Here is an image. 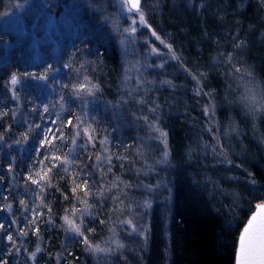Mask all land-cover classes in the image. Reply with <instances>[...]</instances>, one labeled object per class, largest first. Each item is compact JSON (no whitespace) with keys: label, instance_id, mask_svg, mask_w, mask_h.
Listing matches in <instances>:
<instances>
[{"label":"trees","instance_id":"obj_1","mask_svg":"<svg viewBox=\"0 0 264 264\" xmlns=\"http://www.w3.org/2000/svg\"><path fill=\"white\" fill-rule=\"evenodd\" d=\"M22 1L0 0V264H234L238 235L264 202V117L251 118L243 102L250 84L264 96V0H140L148 25L177 60L154 74L139 104L121 103L119 57L96 37L75 48L61 85L39 97L31 78L44 76L32 72L41 63L31 65L3 26L5 13ZM6 40L14 42L6 48ZM13 75L20 81L14 90ZM80 85L97 103L86 118L88 99L81 98L89 94L75 91ZM46 98L53 110L37 101ZM207 103L214 107L217 153L203 114ZM101 105H117L125 125ZM133 115L159 120L164 160ZM48 126L59 138L48 136L52 145L41 148ZM88 127L91 143L82 131ZM47 168L51 186L41 191L27 178ZM74 179L87 180L90 193L86 211L73 216L85 209ZM65 215L81 224L91 247L68 231ZM135 227L141 237L128 235Z\"/></svg>","mask_w":264,"mask_h":264},{"label":"rangeland","instance_id":"obj_2","mask_svg":"<svg viewBox=\"0 0 264 264\" xmlns=\"http://www.w3.org/2000/svg\"><path fill=\"white\" fill-rule=\"evenodd\" d=\"M140 10L143 12L146 21L144 11L141 8ZM4 19V28L9 32L11 31L10 33L21 41L20 47H22L23 52H27V57H30V64L41 63L39 68L32 72L40 71L42 73L44 71V76H41L43 79L35 77L34 80V78H31L34 82V85H32L35 88V93L39 97L43 92H46L45 94L48 97L53 88L61 85L63 81V76L60 77L61 71L67 72L71 57H77L73 55L76 54L75 48L92 37L98 38L101 43H104L105 47L113 46L117 52L121 64V88L124 94L121 103L124 104L127 102L126 99L139 104L136 97L143 94L148 87L154 85V74L160 71L164 64L177 60L171 46L159 36V39H157V35L152 34L154 31L147 21V26L141 25L139 23V13L135 11L129 13L122 7V0H24L19 5H15L12 10L7 11ZM134 19L137 21L136 24L132 23ZM132 27L136 29L134 33L126 31ZM14 40L17 41L15 38ZM12 42L14 41L6 40L5 47H9ZM89 49L91 53L96 52V48L91 47ZM152 49H156V51L153 52ZM27 57H25L26 61ZM27 64L29 63L27 62ZM13 76L16 77V84H12ZM13 76L9 83L14 90L20 84V81H18L16 75ZM48 99H43L47 102H41L39 99L37 101L42 103L45 106L44 108L49 110L52 107L53 110V101L51 98ZM86 99H88V103L83 107V118H86L92 107L97 105L93 96L86 95V97L81 98V100ZM243 102L245 111L248 115L250 114L251 118L255 120L264 117V96L256 86L250 84L247 90L245 87ZM107 106L101 105L100 107L108 109L111 115L117 117L116 121H121L125 125L124 122H127V117L121 114L119 107L114 105L110 109V106ZM203 114L206 117L207 128L212 134L214 149L217 153L220 146L219 132L214 107L211 103L205 105ZM137 116H131L132 121L145 123L146 140L157 146L164 160L168 154V146L166 136H160L161 132H165L161 130L159 120L146 118L139 120ZM77 124L81 127V124L85 123H82L79 119ZM49 127L43 128V136L46 133L49 137L53 135V131L48 132ZM78 136L76 135L75 138H78ZM86 141H88L87 137ZM107 154L108 152H106ZM161 165L163 164L161 163ZM161 165L158 167L160 168ZM148 173L153 175L152 170H149ZM165 186L166 184H164V187L162 185L160 189L163 192L166 191L169 197L168 188ZM152 195H154V192ZM158 198V203L164 205L162 195ZM128 235L141 237L137 233L136 227ZM107 251L105 250L103 253L105 255L110 254ZM32 259L33 257L30 258V260Z\"/></svg>","mask_w":264,"mask_h":264},{"label":"snow or ice","instance_id":"obj_3","mask_svg":"<svg viewBox=\"0 0 264 264\" xmlns=\"http://www.w3.org/2000/svg\"><path fill=\"white\" fill-rule=\"evenodd\" d=\"M122 7L126 9L129 13L135 11L139 13V23L141 25L147 26L145 17L143 12L140 10V0H122ZM133 24H136L137 21L134 19L132 21ZM126 31H129L130 33H134L136 29L134 27L127 29ZM154 36L156 35L155 32L152 33ZM157 39L159 37L157 36ZM153 52L156 51V49H152ZM239 71V69H237ZM43 79V77H41ZM17 80L16 77L13 76L12 78V84H16ZM95 87V86H93ZM87 91L89 95L92 94V89L88 88L85 89L84 85H80L78 88L75 89V91ZM47 111V109H45ZM55 123V121H53ZM69 124H72V121L68 122ZM39 127V125H37ZM52 130L49 129L48 132H51ZM83 134L85 137H87V140L89 143H91L94 139V136L92 134V130L90 127L83 128L82 129ZM77 136L80 135L79 132L76 134ZM161 137H165L166 133L161 132ZM53 138L58 139L59 137H55V134L53 133ZM25 139L27 137L25 136ZM76 141L73 139V144H75ZM102 144L106 143V141H102ZM46 145H52V139H49L47 133L45 134V138L43 141H41V148H44ZM45 159H48V157H45ZM52 161L59 162L63 165L70 164V161L65 157L61 158V156L53 155L50 158ZM97 161L101 159V157L98 155L96 157ZM110 159V157H109ZM57 163H52L51 168H56ZM51 168L42 169V171L37 172L34 174L35 177H39V179L34 178V176H29L27 179L30 180V182L34 185H37L41 188V191H43V185L47 184L48 186H51V176L49 173L51 172ZM64 171H68V168L65 167ZM73 193L75 194L77 190L83 191L85 193V198L81 200V203L85 205V209H74L72 212V215L74 216L77 212L86 211L88 207V201L87 196L90 193V187L89 182L87 180H84L80 183H77L76 180H73ZM23 204V201H21ZM64 222L68 225V231L71 233H74L77 237H84V233L81 228V224L76 223L74 220L70 219L69 216H64ZM22 235H26V233H21ZM9 242H12V237H8ZM83 242L91 247V245L88 244V240L86 237H84ZM98 250V249H97ZM40 249L37 248V252H39ZM35 254H33V257ZM236 264H264V202L259 203L256 205V210L252 213L250 218L248 219L246 225L244 226L243 230L240 232L239 238H238V247L236 248Z\"/></svg>","mask_w":264,"mask_h":264},{"label":"water","instance_id":"obj_4","mask_svg":"<svg viewBox=\"0 0 264 264\" xmlns=\"http://www.w3.org/2000/svg\"><path fill=\"white\" fill-rule=\"evenodd\" d=\"M140 3H141V1H140ZM255 210H256V207H255L254 211H255ZM254 211H253V212H254ZM251 215H252V214H251ZM251 215H250V216H251ZM250 216H249V218H250ZM249 218H248V219H249ZM248 219H247V221H248ZM247 221H246V223H247ZM246 223L244 224V226L246 225ZM244 226L242 227L241 231L243 230ZM241 231H240V232H241ZM239 235H240V233H239ZM239 235H238V238H239ZM238 238H237L236 248L238 247ZM234 264H236V250H235V255H234Z\"/></svg>","mask_w":264,"mask_h":264}]
</instances>
